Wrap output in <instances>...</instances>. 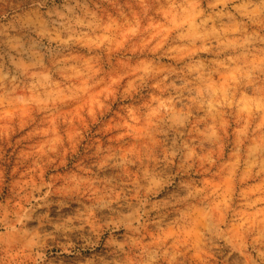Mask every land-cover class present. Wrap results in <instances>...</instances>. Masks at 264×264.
I'll return each instance as SVG.
<instances>
[{"label":"clouds","instance_id":"9594fccd","mask_svg":"<svg viewBox=\"0 0 264 264\" xmlns=\"http://www.w3.org/2000/svg\"><path fill=\"white\" fill-rule=\"evenodd\" d=\"M0 264H264V0H0Z\"/></svg>","mask_w":264,"mask_h":264}]
</instances>
